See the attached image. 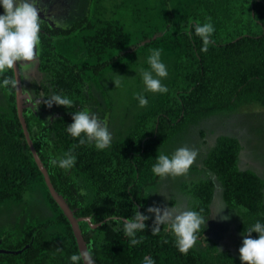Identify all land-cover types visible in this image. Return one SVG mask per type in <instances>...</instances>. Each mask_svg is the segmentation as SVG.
Here are the masks:
<instances>
[{
    "label": "trees",
    "instance_id": "obj_1",
    "mask_svg": "<svg viewBox=\"0 0 264 264\" xmlns=\"http://www.w3.org/2000/svg\"><path fill=\"white\" fill-rule=\"evenodd\" d=\"M118 3H122L119 9L115 6L103 10L98 5L91 17L85 15L72 26L79 31L77 36L86 57L80 62L57 53L52 42L53 36L70 34V29L42 26L44 33L40 34L37 53L41 85L45 86L41 97L45 100L53 93L66 94L73 98L74 105L66 109L37 104L24 109L33 146L53 187L74 216L90 218L89 223L80 221L79 227L95 264H142L146 255L156 264H241L239 258L210 245L211 241L203 236L204 229L197 244L184 254L175 247L166 226L157 225L153 218L145 221L144 232L137 233L142 242L135 246L130 245L122 225L105 221L108 215L132 218L136 208L145 214L148 190L158 181L151 171L155 157L181 128L246 104L264 108V0ZM129 5L134 30L117 12ZM207 17H211L215 32L207 51H203V42L191 26L205 22ZM148 39L150 42H146ZM154 48L163 50L162 59L169 71L163 83L168 92H144L148 105L130 115L117 133L121 137L113 138L110 148L100 151L91 142L79 144V138L66 131L72 122L71 112L86 108L97 113L104 103L111 108L114 102L112 96L105 102L95 78L120 69L130 71L134 77L138 74L133 86L143 92L138 69L147 67L146 58ZM5 78L15 81L13 69L0 74V80ZM35 92H29L32 100L39 90ZM94 94L103 101L97 102ZM0 100V206L26 202L36 196L32 186L41 183L40 192L50 210L46 215L19 216L21 221L7 222L11 233L5 231L4 223L0 226V249L5 251L0 253V264H25L27 260L34 264H70L69 257L79 254L77 244L68 219L51 198L24 139L16 111L15 86L0 87ZM213 148L205 168L220 182L226 205L241 209L238 231L242 235L257 220L264 221V179L237 166L240 144L236 138L218 137ZM69 150L77 157L70 171L50 163ZM213 188L212 180L191 187L194 209L202 215L210 211ZM242 207L248 211L243 212ZM96 224L99 225L91 227ZM156 227L159 231L153 232ZM251 235L255 237L256 233Z\"/></svg>",
    "mask_w": 264,
    "mask_h": 264
},
{
    "label": "rangeland",
    "instance_id": "obj_2",
    "mask_svg": "<svg viewBox=\"0 0 264 264\" xmlns=\"http://www.w3.org/2000/svg\"><path fill=\"white\" fill-rule=\"evenodd\" d=\"M40 1V0H39ZM122 0H49L50 7L47 11L51 22H47L49 28L54 29H70L72 32L67 35H55L52 42L57 53L66 56L72 62H80L86 59L83 47L78 39V30L71 29L73 25L81 21L86 15L91 17L96 6L104 8H114L122 5ZM111 5V6H110ZM113 6V7H112ZM129 7L122 9L118 15L124 16V22L134 30L132 25L133 14L129 12ZM96 9V8H95ZM119 9V7L117 8ZM46 24V23H45ZM31 66L29 72L21 74L22 86L24 93L30 97V90L35 92L39 90L35 100L31 97L27 103L44 105L43 91L44 85H41L42 75L38 70L37 60L26 62ZM26 68V67H24ZM130 77H125L126 75ZM113 72L112 74L95 78L100 93L103 94L105 102L108 97L112 96L114 100L111 108L107 104L100 107L99 112L95 113L109 128L114 139H118L117 133L123 128L130 119L131 114L138 112V101L135 102L134 93L139 89L135 84L138 74L134 75L130 71ZM121 75L122 77H118ZM120 79L122 86L115 87L112 80ZM46 84L47 83H44ZM92 92V91H91ZM36 93V92H35ZM93 93V92H92ZM97 102L103 101L100 95L94 94ZM100 98V100H99ZM1 102V100H0ZM111 104L110 100L109 103ZM43 107H46L44 105ZM78 109V107H77ZM86 109V108H83ZM97 109V107H96ZM134 109V110H133ZM98 111V109H97ZM45 112V111H44ZM109 112L110 114H108ZM118 136V137H117ZM218 137H234L239 141L240 151L237 159V166L241 170H252L258 177L264 179V108L258 104H246L238 107L234 111L217 112L201 119L195 124L181 128L177 134L171 137L166 144L159 149L160 153L171 154L177 148L187 146L198 151V155L193 165L189 169L187 175L184 176H167L158 177L156 184L148 191V196L144 203L145 214L149 218L154 219L152 213L146 210L149 207H179L180 209L195 208V201L191 187L193 184L203 181L212 180L214 184L213 195L209 207V213L206 214V227H204V235L206 239L211 241L213 247L217 250H223L231 255L239 258L238 249L244 238L238 231V222L240 219L239 208H230L226 205L222 198V187L217 178L205 168V160L215 146ZM41 183L33 185L32 189L36 196L31 197L26 202L17 204H5L0 206V226L14 220L18 221L19 216L30 217L50 213L48 204L42 197ZM40 192V193H39ZM264 197V188H263ZM225 206V207H224ZM224 207V208H223ZM223 208V209H222ZM222 209V210H221ZM219 211V212H218ZM227 216L228 219H221ZM21 221V220H19ZM18 221V222H19ZM21 223V222H20ZM23 227L26 226V220H23ZM6 228V225H5ZM7 233L13 232L11 228L5 230ZM216 244V245H214Z\"/></svg>",
    "mask_w": 264,
    "mask_h": 264
},
{
    "label": "clouds",
    "instance_id": "obj_3",
    "mask_svg": "<svg viewBox=\"0 0 264 264\" xmlns=\"http://www.w3.org/2000/svg\"><path fill=\"white\" fill-rule=\"evenodd\" d=\"M0 74L16 67L20 62L32 61L39 51L41 44L40 32L41 21L37 7V0H0ZM194 34L200 37L203 42V51H207V45L211 42L215 26L211 17L205 22L194 23L192 26ZM163 50L154 48L146 58L147 67L141 66L138 69L143 83V92L134 93L139 107L148 105V98L144 92L166 94L168 87L163 80L168 77L169 71L162 59ZM122 77L121 75H117ZM115 87L122 86L120 79L112 80ZM15 86V81L5 78L0 80V87ZM43 103L51 108L53 105L64 106L66 109L73 107L74 100L66 94L53 93ZM71 123L67 124L66 131L73 138H79V144L93 143L97 150H105L111 147L112 133L108 126L100 120L90 109H81L71 112ZM198 151L187 146L177 148L173 153H160L155 157V163L151 171L157 177L184 176L193 165ZM76 155L71 150L50 161L53 166L59 167L66 172L74 168ZM81 194L84 191L81 190ZM27 198V193L25 194ZM225 207V206H224ZM223 207V208H224ZM222 208V209H223ZM221 209V210H222ZM154 215L157 225H165L166 230L174 237V245L181 253L187 254L198 242L204 227H206V216L193 208L180 209L179 207H149L146 210ZM243 212L247 208L242 207ZM219 212V211H218ZM148 215L136 208L132 218L108 215V220L114 221L116 225H122L124 234L129 238L132 246L142 242L137 233L144 232ZM221 219H228L227 216ZM159 228H153V232ZM256 233L253 237L251 234ZM243 239L238 249L241 264H264V221L257 220L242 234ZM92 256L90 251H81L79 254H72L69 257L70 264H82ZM142 264H156L151 256H144Z\"/></svg>",
    "mask_w": 264,
    "mask_h": 264
},
{
    "label": "water",
    "instance_id": "obj_4",
    "mask_svg": "<svg viewBox=\"0 0 264 264\" xmlns=\"http://www.w3.org/2000/svg\"><path fill=\"white\" fill-rule=\"evenodd\" d=\"M156 37L157 36L155 35L151 39H155ZM146 42H150V39H148ZM34 59H35V61L37 60V54H36ZM25 65H26V62H20L17 64L16 67L14 66V68H13V74H14V80H15L16 111H17V115H18V119H19V122H20V125L22 128V131H23L24 139L28 145V148L32 154V157H33L39 171L41 172V174L43 176V180L45 182V185L48 189V192H49L51 198L55 201V203L58 205L60 210L63 212V214L68 219V222L71 226L73 236L75 238L79 253L81 251H88L87 242L84 240V238L82 236V232H81V229L79 227V222L84 220V221L89 223L90 218L89 217H86V218L75 217L73 211L70 209V207L68 206L66 201L57 193V191L55 190V188L53 187V185L50 181V178L48 176V172H47L46 168L44 167L42 161L40 160V158H39V156H38V154H37V152L33 146L30 134L27 130V125H26V121L24 118L23 111L26 108L32 109L33 104L29 103L28 105H25V103H27V100L30 99L29 95L27 93L23 92L22 82H21V69H20V67L24 68ZM98 225L99 224L91 225V227L95 228ZM0 253H5V251L0 250ZM82 264H95V263H94L92 257H90L87 260H84L82 262Z\"/></svg>",
    "mask_w": 264,
    "mask_h": 264
},
{
    "label": "flooded vegetation",
    "instance_id": "obj_5",
    "mask_svg": "<svg viewBox=\"0 0 264 264\" xmlns=\"http://www.w3.org/2000/svg\"><path fill=\"white\" fill-rule=\"evenodd\" d=\"M37 7L39 9V13H40V21H41V32L40 34L44 33V30L42 29V26L44 25H48L47 22H51L50 21V17L47 13L49 7H50V4H49V0H37ZM46 23V24H45ZM38 59V58H37ZM26 68H22L20 67L21 69V74H23V72H29L30 69H31V66L29 67L28 64L25 65ZM23 89H26L22 86ZM30 103V102H29ZM29 103H25V105H28ZM2 250V249H0ZM4 251V250H3ZM25 264H34L31 260H27L25 262ZM42 264H47V263H42Z\"/></svg>",
    "mask_w": 264,
    "mask_h": 264
}]
</instances>
